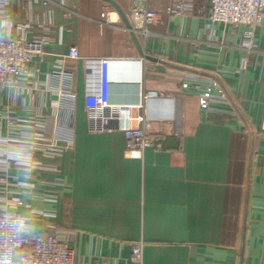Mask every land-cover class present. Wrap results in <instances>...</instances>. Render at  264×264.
<instances>
[{
  "label": "crops",
  "instance_id": "0c3cea01",
  "mask_svg": "<svg viewBox=\"0 0 264 264\" xmlns=\"http://www.w3.org/2000/svg\"><path fill=\"white\" fill-rule=\"evenodd\" d=\"M132 3L0 0L1 35L48 39L30 67L35 89L0 92V211L62 239L79 264H264V22L244 40V27L211 22L208 0H189L146 38L134 33L140 53L122 19ZM72 47L77 60L65 59ZM62 60L75 98L51 91ZM102 60L111 104L141 105L160 151L130 156L120 132L88 131L85 96ZM41 129L58 151L36 145Z\"/></svg>",
  "mask_w": 264,
  "mask_h": 264
},
{
  "label": "built area",
  "instance_id": "2783aa9c",
  "mask_svg": "<svg viewBox=\"0 0 264 264\" xmlns=\"http://www.w3.org/2000/svg\"><path fill=\"white\" fill-rule=\"evenodd\" d=\"M12 1V0H11ZM48 0H42L46 5ZM150 0H133L128 12L131 31L146 38L148 28L156 23L161 14L182 15L189 8V0H173L163 12L150 8ZM210 4V20L212 23L241 26L244 40L253 38L254 30L264 22V0H208ZM109 11L101 14L107 21ZM46 37L38 40L25 37H5L0 34V92L16 89L21 94H30L35 88L32 85L33 73L30 67L43 60ZM246 42V41H245ZM78 50L70 48L65 59L77 60ZM64 60V58H63ZM61 65L54 68L51 74V91L57 96L75 98L72 90L73 72ZM110 60H102L99 72V85L96 91H89L85 96L88 131L92 134L104 132H120L124 138L126 154L141 157L146 150L160 151L163 138L148 134L144 128V115L141 105H116L109 100ZM38 69L35 68V73ZM183 89L188 84H182ZM199 103L208 106L215 98L210 89L200 94ZM219 98L224 99L221 95ZM72 114L73 112H68ZM72 117V116H71ZM73 124V121H71ZM44 130L34 133L36 145L44 148V152L56 149L54 142L45 136ZM48 150V151H47ZM20 225L27 224L18 215L6 210L0 211V256L12 259L15 264H79L75 252L66 242L54 234L39 236L30 234L29 230L19 231ZM54 230V226H50ZM143 248L141 243L131 245V257L134 262H141ZM93 264H99L94 260Z\"/></svg>",
  "mask_w": 264,
  "mask_h": 264
},
{
  "label": "water",
  "instance_id": "95a60500",
  "mask_svg": "<svg viewBox=\"0 0 264 264\" xmlns=\"http://www.w3.org/2000/svg\"><path fill=\"white\" fill-rule=\"evenodd\" d=\"M109 2H110V1H109ZM111 3H112V2H111ZM117 10H118V9H117ZM122 19H123V21H124V23H125V25H126V28H127L128 30H131V26H130V24L128 23V20L125 18L124 15H122ZM131 36H132V38H133V40H134V42H135V44H136L138 50H139L140 53H141L140 46H139V44H138V42H137V39H136V36H135V34H134L133 32L131 33ZM143 57H144V59H146V60L154 61L153 58H150V57H148V56H143Z\"/></svg>",
  "mask_w": 264,
  "mask_h": 264
},
{
  "label": "clouds",
  "instance_id": "9594fccd",
  "mask_svg": "<svg viewBox=\"0 0 264 264\" xmlns=\"http://www.w3.org/2000/svg\"><path fill=\"white\" fill-rule=\"evenodd\" d=\"M18 227L21 232L29 230L25 225H20ZM0 264H15V262L12 259H5L3 256H0Z\"/></svg>",
  "mask_w": 264,
  "mask_h": 264
}]
</instances>
